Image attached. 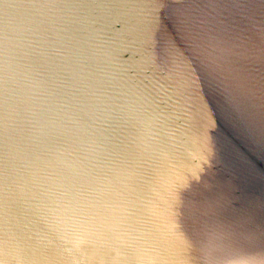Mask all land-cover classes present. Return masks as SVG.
Wrapping results in <instances>:
<instances>
[{
    "label": "water",
    "instance_id": "1",
    "mask_svg": "<svg viewBox=\"0 0 264 264\" xmlns=\"http://www.w3.org/2000/svg\"><path fill=\"white\" fill-rule=\"evenodd\" d=\"M0 264H264V0H0Z\"/></svg>",
    "mask_w": 264,
    "mask_h": 264
}]
</instances>
